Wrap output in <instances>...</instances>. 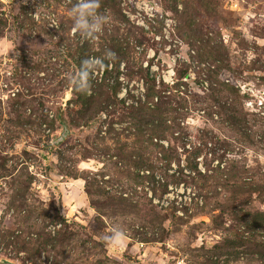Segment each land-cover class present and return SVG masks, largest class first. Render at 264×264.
<instances>
[{
	"label": "rangeland",
	"instance_id": "obj_1",
	"mask_svg": "<svg viewBox=\"0 0 264 264\" xmlns=\"http://www.w3.org/2000/svg\"><path fill=\"white\" fill-rule=\"evenodd\" d=\"M76 2L0 0V264H264V0Z\"/></svg>",
	"mask_w": 264,
	"mask_h": 264
},
{
	"label": "clouds",
	"instance_id": "obj_2",
	"mask_svg": "<svg viewBox=\"0 0 264 264\" xmlns=\"http://www.w3.org/2000/svg\"><path fill=\"white\" fill-rule=\"evenodd\" d=\"M101 8L102 0H77L71 8L72 31L84 39H92L103 33L109 18ZM115 58L116 53L108 50L104 59L92 57L84 60L79 71L71 76V85L81 93L91 95V77L104 68L105 59L111 61ZM102 239L109 248H121L127 239V232L120 226H114Z\"/></svg>",
	"mask_w": 264,
	"mask_h": 264
},
{
	"label": "trees",
	"instance_id": "obj_3",
	"mask_svg": "<svg viewBox=\"0 0 264 264\" xmlns=\"http://www.w3.org/2000/svg\"><path fill=\"white\" fill-rule=\"evenodd\" d=\"M177 73L179 74V77H180V79H182V80H184V79L188 80V77L190 76V73H189V72L182 71V70H178ZM157 87H159V93H160V92H164L165 89H166V86H165L163 83H161L159 86L157 85ZM147 109H148V108H147ZM137 111L140 112V109H137ZM141 111H142V110H141ZM156 130H159V129H158V128H155V130H154V134H157V131H156Z\"/></svg>",
	"mask_w": 264,
	"mask_h": 264
},
{
	"label": "built area",
	"instance_id": "obj_4",
	"mask_svg": "<svg viewBox=\"0 0 264 264\" xmlns=\"http://www.w3.org/2000/svg\"><path fill=\"white\" fill-rule=\"evenodd\" d=\"M176 73L173 72L172 74H169V77L166 79H164V82L167 84V85H172L174 86L176 84Z\"/></svg>",
	"mask_w": 264,
	"mask_h": 264
},
{
	"label": "water",
	"instance_id": "obj_5",
	"mask_svg": "<svg viewBox=\"0 0 264 264\" xmlns=\"http://www.w3.org/2000/svg\"><path fill=\"white\" fill-rule=\"evenodd\" d=\"M187 81H189L190 83H194L193 81V78H192V76L190 75L189 77H188V80ZM5 264H12L11 262H9V261H5L4 262Z\"/></svg>",
	"mask_w": 264,
	"mask_h": 264
}]
</instances>
